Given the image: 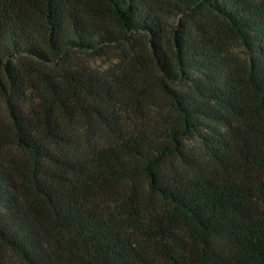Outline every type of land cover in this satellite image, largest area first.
Here are the masks:
<instances>
[{
  "label": "trees",
  "instance_id": "trees-1",
  "mask_svg": "<svg viewBox=\"0 0 264 264\" xmlns=\"http://www.w3.org/2000/svg\"><path fill=\"white\" fill-rule=\"evenodd\" d=\"M138 35L180 117L155 135L71 59ZM0 99V264H264V0H0Z\"/></svg>",
  "mask_w": 264,
  "mask_h": 264
},
{
  "label": "rangeland",
  "instance_id": "rangeland-1",
  "mask_svg": "<svg viewBox=\"0 0 264 264\" xmlns=\"http://www.w3.org/2000/svg\"><path fill=\"white\" fill-rule=\"evenodd\" d=\"M169 26H174L178 20L173 17L168 19ZM233 55L246 57L242 48L232 43ZM152 43L143 35H138L127 46L121 48H110L100 54L74 53L71 56L73 63L81 68L84 73L103 81L116 95L119 123L121 128L131 135L140 133L147 135L159 134L179 124L180 117L172 108L168 97L162 88V75L157 70L152 60ZM173 88H181V83L171 85ZM6 105L0 99V118H7ZM66 129L77 137L87 138L86 131L81 124H74L57 116ZM6 121V120H5ZM95 132L90 134L93 145L107 143L113 138L110 131L99 125H94ZM83 129V131H82ZM105 130V131H104ZM90 133V132H89ZM95 134V135H94ZM82 142L77 145L82 150ZM200 151V145L195 140L187 142ZM3 155L10 160L20 163L27 162V155L14 146V142L7 141L2 144ZM144 182H136L140 191ZM148 206L156 207L158 202L150 197L143 188Z\"/></svg>",
  "mask_w": 264,
  "mask_h": 264
}]
</instances>
